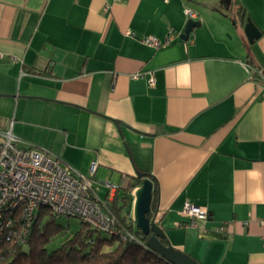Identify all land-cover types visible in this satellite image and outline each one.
Returning a JSON list of instances; mask_svg holds the SVG:
<instances>
[{
	"label": "crops",
	"instance_id": "1",
	"mask_svg": "<svg viewBox=\"0 0 264 264\" xmlns=\"http://www.w3.org/2000/svg\"><path fill=\"white\" fill-rule=\"evenodd\" d=\"M8 130L83 175L96 162L103 201L107 181L152 174L155 220L202 264H264V0H0ZM186 201L209 218L189 225Z\"/></svg>",
	"mask_w": 264,
	"mask_h": 264
},
{
	"label": "built area",
	"instance_id": "2",
	"mask_svg": "<svg viewBox=\"0 0 264 264\" xmlns=\"http://www.w3.org/2000/svg\"><path fill=\"white\" fill-rule=\"evenodd\" d=\"M190 18L196 17L186 8ZM174 37L171 31L164 40L147 36L143 41L158 47L166 46ZM147 73V74H146ZM148 75L154 85L153 72H136L134 78ZM97 163L90 176L65 164L57 155L30 144H24L8 130L0 137V239L27 245L34 222L42 208L58 216L80 218L97 231H105L119 239H136L129 229L117 226V217L107 201L99 198L98 187L93 182ZM92 177V178H91ZM109 192L114 195L119 184L107 181ZM183 212L192 217L189 225L198 226V220L209 218V212L186 201ZM264 225V216L259 218ZM230 222L219 226L227 231Z\"/></svg>",
	"mask_w": 264,
	"mask_h": 264
},
{
	"label": "trees",
	"instance_id": "3",
	"mask_svg": "<svg viewBox=\"0 0 264 264\" xmlns=\"http://www.w3.org/2000/svg\"><path fill=\"white\" fill-rule=\"evenodd\" d=\"M140 171V170H138ZM143 177L129 179L115 193L107 205L117 217V226L132 231L136 239H119L105 231H97L81 221L80 228L62 241L61 245L50 249L49 244L60 234L67 233L69 222L61 221L48 208H42L34 222L27 245L0 239V264H174L147 245L150 235L145 234L132 218V190L144 178L149 177L154 184L151 219L156 218L159 198L158 183L149 172L140 171ZM63 235V236H64ZM167 244L169 241L161 238ZM109 245L112 248L106 250Z\"/></svg>",
	"mask_w": 264,
	"mask_h": 264
},
{
	"label": "water",
	"instance_id": "4",
	"mask_svg": "<svg viewBox=\"0 0 264 264\" xmlns=\"http://www.w3.org/2000/svg\"><path fill=\"white\" fill-rule=\"evenodd\" d=\"M196 20H190L186 29V37L193 25H198ZM245 32L250 42H253L260 35V31L254 21L249 17L245 25ZM138 175L143 177L142 172L138 171ZM153 181L146 177L143 179L141 186L135 192L134 200V220L136 225L147 235V245L164 256L174 264H202L190 254L175 248L170 242L167 244L161 241V238L167 239L164 229L154 219H151L150 212L153 200Z\"/></svg>",
	"mask_w": 264,
	"mask_h": 264
},
{
	"label": "rangeland",
	"instance_id": "5",
	"mask_svg": "<svg viewBox=\"0 0 264 264\" xmlns=\"http://www.w3.org/2000/svg\"><path fill=\"white\" fill-rule=\"evenodd\" d=\"M61 221L66 224L69 222V228L67 229V233H65V235L60 234L54 238V240L49 244L50 249L58 247L59 245H61L62 241L65 239V237H67L68 234L76 232L80 228L82 220L80 218H71L68 221V219L66 218H61Z\"/></svg>",
	"mask_w": 264,
	"mask_h": 264
}]
</instances>
